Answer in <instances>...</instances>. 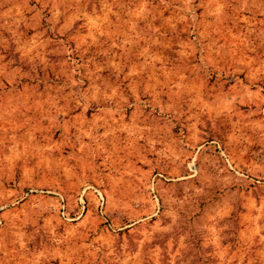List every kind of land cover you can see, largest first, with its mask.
<instances>
[{
  "label": "rangeland",
  "instance_id": "obj_1",
  "mask_svg": "<svg viewBox=\"0 0 264 264\" xmlns=\"http://www.w3.org/2000/svg\"><path fill=\"white\" fill-rule=\"evenodd\" d=\"M0 264H264V0H0Z\"/></svg>",
  "mask_w": 264,
  "mask_h": 264
}]
</instances>
